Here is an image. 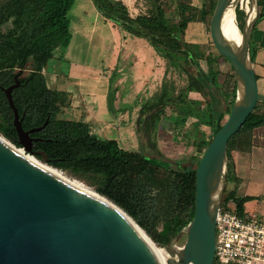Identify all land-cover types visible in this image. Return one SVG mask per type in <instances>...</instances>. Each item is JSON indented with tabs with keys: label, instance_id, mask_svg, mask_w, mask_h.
<instances>
[{
	"label": "trees",
	"instance_id": "trees-1",
	"mask_svg": "<svg viewBox=\"0 0 264 264\" xmlns=\"http://www.w3.org/2000/svg\"><path fill=\"white\" fill-rule=\"evenodd\" d=\"M144 1L148 4L145 11L131 15L121 0H92L103 17L125 31L147 39L160 55L170 61L184 57L193 65L195 75H188L187 89L211 100V109L207 107L205 115L197 116L199 123L211 126L208 139L199 138L193 143L201 154L227 119L236 89L233 69L228 62V68L222 69L205 55L207 70L204 71L198 61L200 57L194 54L198 45L187 41L190 24L208 25L217 0H201L199 4L176 0L174 22L167 17L164 0ZM73 2L0 1V85L12 84L17 74L20 84L12 90V99L24 129L42 125L48 116L45 127L31 133V137L37 138L32 142L31 154L43 160L37 153L43 151L48 164L86 180L95 186L97 192L123 208L153 237L154 242L168 244L193 216L195 166L186 167L178 162L125 150L115 140L102 139L91 133L86 123L59 117L62 108L70 105L69 96L67 92L50 89L46 84L44 67L52 58L62 59L70 41L68 13ZM258 4L257 20L264 18V0H258ZM251 41L253 60L256 48L251 47ZM213 53L216 54L214 50ZM29 65V74L21 77L23 69ZM219 77L221 82L218 83ZM221 99L229 102L224 109L221 108ZM160 104L163 106L162 101ZM263 125L264 109L258 101L242 127L228 140L225 182L232 183L237 179L232 151H249L253 131ZM0 131L20 147L13 126V113L1 89ZM252 198L238 196L236 188H231L223 197L221 206L234 201L236 212L243 214L244 203ZM158 225L162 226L160 231H157Z\"/></svg>",
	"mask_w": 264,
	"mask_h": 264
},
{
	"label": "water",
	"instance_id": "water-1",
	"mask_svg": "<svg viewBox=\"0 0 264 264\" xmlns=\"http://www.w3.org/2000/svg\"><path fill=\"white\" fill-rule=\"evenodd\" d=\"M242 0H217L208 23L213 50L234 73L235 96L227 119L203 149L195 166L194 212L183 227L185 241L170 249L173 264H214L216 215L222 204L228 140L253 112L259 91L250 40L259 14L258 0H246L239 45L225 42L219 21L227 6ZM22 71V69H20ZM14 82L0 85L13 113L18 142L0 136V264H164L146 231L119 205L97 192L83 190L29 157L34 133L24 129L12 99ZM44 163L48 158L37 152ZM54 167V166H52ZM56 169H60L54 167ZM61 170V169H60ZM89 187V186H88ZM92 189V188H91ZM151 239V240H150Z\"/></svg>",
	"mask_w": 264,
	"mask_h": 264
},
{
	"label": "crops",
	"instance_id": "crops-1",
	"mask_svg": "<svg viewBox=\"0 0 264 264\" xmlns=\"http://www.w3.org/2000/svg\"><path fill=\"white\" fill-rule=\"evenodd\" d=\"M68 16L70 20L69 44L62 59L52 58L62 62L67 68L62 69L56 65L49 71L48 64L52 60L50 59L43 69L46 84L50 89L67 92L70 99V105L67 107L70 117L67 119L82 121L89 126L91 133L102 139L115 140L119 147L134 151L131 147L133 146L131 142L133 135L131 114L122 109L121 100L117 102L119 105H117L116 112L108 109V88L105 87L107 86L106 83L102 85L101 79L107 80L110 74L118 75V83L116 82L115 85L119 87L122 83L120 74L124 77L125 70L127 68L133 69L135 64V61L132 62L130 59L137 60L148 56L150 53L147 48H143L144 51L140 52V45L135 41V38L130 35L127 37L119 25L103 17L92 0H74ZM205 31L206 26L204 23L190 24L186 34L187 41L197 44L201 48V45L209 39L208 32L205 34ZM251 40V47L256 48L252 64L257 79L259 102L262 103L264 109V18L256 21ZM201 50L203 51L202 48ZM154 55L159 59L158 54ZM157 64V67L160 66L161 69L152 68L151 80L155 81V84L160 87V81L162 82L167 75L166 69L162 68L163 63L161 64L160 59ZM142 66V69H144V64ZM90 73H93V75H90ZM177 75L179 76V74ZM188 81L189 76L187 75L186 81H183L184 92L186 93L183 92L181 96L175 93V102L170 103L168 101L167 106L162 111V113L172 116L173 120L177 119V116L179 120L181 114L179 110L183 100L190 103L198 98L206 106L208 102L207 107L211 109L210 99L206 100L201 93L187 89ZM97 84L101 88L98 87L100 91L95 95L97 91L90 90V87L95 88ZM173 86L177 87L175 83ZM217 86L220 87L219 84ZM85 94H91L92 99L89 96L85 97ZM221 100V105L225 108L229 102H226V99ZM177 106L179 107L177 108ZM185 119V117L180 119L183 123V132L187 129L190 132L200 131V127L196 125V123H199L197 117L190 115V120ZM194 135H196V132ZM200 137L198 136V139ZM142 153L146 154L145 152ZM231 155L237 178L236 181L231 183V188H236V193L239 188H243V195L241 196H260V198H263L264 125L253 131L252 146L249 151L234 150ZM254 201H256L255 198L244 203V213H254L262 216L259 211L264 210V208L251 205L250 203Z\"/></svg>",
	"mask_w": 264,
	"mask_h": 264
},
{
	"label": "rangeland",
	"instance_id": "rangeland-1",
	"mask_svg": "<svg viewBox=\"0 0 264 264\" xmlns=\"http://www.w3.org/2000/svg\"><path fill=\"white\" fill-rule=\"evenodd\" d=\"M121 1L128 7L130 14L133 15H136L138 12L145 11L148 5L144 0H136V1L121 0ZM183 1L187 2L189 0H183ZM191 1H193L194 4H199L201 0H191ZM243 2L244 3L239 4V6L237 7L239 10H236V15H235V21H237L236 23L238 25L240 32L242 31V25L244 22L245 9L243 8V6H245L246 0H243ZM175 4H176V0H164V6H166L167 9L166 10L167 17L172 22L175 21L174 20ZM205 26H206L205 34H207L208 25ZM124 32L127 37L130 35L135 38V41H137V43L140 45L141 48L140 52L144 51L143 48H147L150 54L148 56L138 58L137 60L130 59L132 60V62L135 61V64L133 66V69L127 68L125 70L124 77L123 75L120 74V76H122L121 77L122 83L121 85H119V87H116L115 85L116 82L118 83V79H119L118 75L110 74V76L107 77L108 78L107 80L101 79L102 85L103 83H106L107 86L105 87L108 88L107 90L108 109L116 112L117 105H119L117 104V102L121 100L122 109L126 110L128 113L131 114L130 119L133 120V128H132L133 135L131 138V142L133 146L131 147L134 151L145 152L147 155L154 158H160V159L168 160L170 162H178L182 166H186V167L196 166L201 154L197 152L196 147L193 145V143H195L198 140V136H201L202 138L207 136L206 139H208L211 136V126L205 123H196V125L200 127V131L198 132L195 131L196 135H194L195 132H190L188 131L189 129H187L184 132L182 131L183 123L180 119L182 117H185L186 119L188 118L187 120H190V115H193L194 117L205 115L207 113L206 104L203 101H200L198 98L192 100L190 103H187V100H183V102L181 103L182 105L180 106L181 109L179 110V112H181V114L183 115L180 114L179 120H178V116L177 119L175 118V120H173L171 118L172 116L162 113L163 109H165V107L167 106L168 101H170V103L175 102L176 100L175 93H177L180 96L183 95L182 93L184 92V88H185L183 87V81H186L187 75L195 74V68L184 57H178L175 60L170 61L168 58L160 55L158 51L155 49V47L147 39L143 37L135 36L125 30ZM206 42H204L201 45V48L203 49L204 52L201 50L199 46H197L198 49L195 50L196 52H194V54L197 57H200L198 61L201 67L203 68V70L204 71L207 70L205 55L208 56L210 59L211 58L213 59L214 65L216 67L219 66V68L222 69L228 68L227 61H225L221 57L220 58L217 57L216 55L217 53L216 54L213 53L212 50L213 48L210 40L207 39ZM153 52H155L154 54H158L157 56H159L161 64L163 63L162 68L166 69L167 77L164 78L162 82L160 81V87L159 85L155 84V81L151 80L152 68L157 67L158 65L157 61L159 60L158 58H156ZM142 64H144V69H142L143 67ZM56 65L62 69L67 68L66 65H64L62 62L58 61L57 59H52L48 64L49 66L48 70L51 71L52 67H55ZM157 68L161 69L160 66ZM30 70H31L30 65L26 66V68H24L22 71L21 77H26L29 74ZM17 71L18 70H15V72ZM220 72H224V71H219V73ZM93 73H90V75H93ZM177 74H179V76ZM218 79H219V81L217 80L218 83L221 82L220 77ZM174 83L176 84L177 87L173 86ZM98 87L101 88L98 84L96 85L95 88L91 86L90 90L97 91L95 93V95H97V93L100 91L98 90ZM90 95L91 94L89 95L85 94L84 96L85 97L89 96L92 99L93 96ZM171 96L174 97L172 98ZM202 96L206 100L209 99V97L206 95H202ZM161 101L163 106H159L161 105L160 104ZM178 107L179 106H177V108ZM221 108L224 109L222 105ZM59 117L66 119L70 117L69 113L67 112V107L62 108V112L59 114ZM148 126L150 127L149 130L148 129L145 130V128ZM196 129L198 130V128ZM1 135L4 136L0 131V136ZM29 157L35 159L36 161L39 162V164L43 166L47 165L43 161L39 160V158H37L34 154L29 153ZM52 170L68 178L70 181H72L75 184H78L80 186H85L90 190L95 189V186L90 185L86 180L74 176L68 170H64V169L60 170L55 168H52ZM230 188H231V183L225 182L223 197ZM236 194L239 196L243 195V188H239ZM254 198L256 201L250 204L254 206L256 205L258 208L260 207L263 209L264 196L263 198H260V196H254L252 199ZM225 207L231 211H236L235 210L236 204L234 201H229ZM259 212L261 213L262 218L264 219V210ZM161 227H162L161 225H158L157 231H160ZM151 238L153 239V237ZM184 241H185V234L183 231H180L171 240V242L168 243V245L174 248H180L183 245ZM151 243L155 246V249L156 247L157 248L163 247L160 241L154 242L153 240H151Z\"/></svg>",
	"mask_w": 264,
	"mask_h": 264
},
{
	"label": "built area",
	"instance_id": "built-area-1",
	"mask_svg": "<svg viewBox=\"0 0 264 264\" xmlns=\"http://www.w3.org/2000/svg\"><path fill=\"white\" fill-rule=\"evenodd\" d=\"M264 264V219L220 206L216 215L214 264Z\"/></svg>",
	"mask_w": 264,
	"mask_h": 264
},
{
	"label": "bare ground",
	"instance_id": "bare-ground-1",
	"mask_svg": "<svg viewBox=\"0 0 264 264\" xmlns=\"http://www.w3.org/2000/svg\"><path fill=\"white\" fill-rule=\"evenodd\" d=\"M242 3H244L243 0H242ZM234 8H235L234 4H231V5L227 6V8L225 9V11H224V13L221 16V19L219 21V28H220V31H221V33L223 35V38H224L225 42L228 43L232 48L237 47L239 45L240 41H241V32H240V30L238 28V25L236 23L237 21H235V10H234ZM243 8L245 10H248V8H249L248 3H246L245 6H243ZM19 151L21 153H24L22 148H20ZM33 160L36 163H38L35 159H33ZM41 166H43V165H41ZM44 167H46V168L50 169L51 171L55 172L54 170H52V168H54L52 166L46 165ZM57 174H59V173H57ZM60 176H62V175H60ZM62 177H64V176H62ZM64 178L66 180H68L69 182H71L73 185H75V186H77V187H79V188H81L83 190H86V191L88 190L90 192H94L93 190H90V189H88L85 186H80L78 184L73 183L72 181H70L66 177H64ZM152 246H153L155 252L160 257V259L163 261L164 264H173V257H172V255L170 253V249L167 246L163 245V247H159V248L156 247V249H155V246L153 244H152Z\"/></svg>",
	"mask_w": 264,
	"mask_h": 264
}]
</instances>
